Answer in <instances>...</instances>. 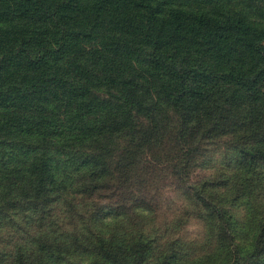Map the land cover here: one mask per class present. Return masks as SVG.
Instances as JSON below:
<instances>
[{
    "label": "trees",
    "instance_id": "trees-1",
    "mask_svg": "<svg viewBox=\"0 0 264 264\" xmlns=\"http://www.w3.org/2000/svg\"><path fill=\"white\" fill-rule=\"evenodd\" d=\"M0 264H264V0H0Z\"/></svg>",
    "mask_w": 264,
    "mask_h": 264
},
{
    "label": "rangeland",
    "instance_id": "rangeland-1",
    "mask_svg": "<svg viewBox=\"0 0 264 264\" xmlns=\"http://www.w3.org/2000/svg\"><path fill=\"white\" fill-rule=\"evenodd\" d=\"M196 175L197 176H202V173L201 172H196ZM201 232V228L199 226L198 223H192V225L188 226L186 231L184 232L185 234V237L187 238H193L195 236H197L198 234H200Z\"/></svg>",
    "mask_w": 264,
    "mask_h": 264
}]
</instances>
